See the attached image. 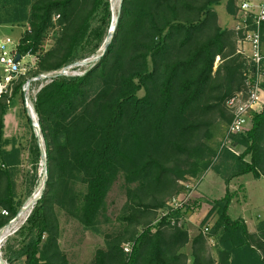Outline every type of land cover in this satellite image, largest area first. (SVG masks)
Returning a JSON list of instances; mask_svg holds the SVG:
<instances>
[{
    "label": "trees",
    "instance_id": "trees-1",
    "mask_svg": "<svg viewBox=\"0 0 264 264\" xmlns=\"http://www.w3.org/2000/svg\"><path fill=\"white\" fill-rule=\"evenodd\" d=\"M223 2L237 16L238 0H122L103 56L88 68H73L83 74L56 75L36 93L47 180L18 230L23 243L9 254V264L19 259L71 264L60 246L55 206H71L84 225L94 226L121 175L127 186L121 216L126 226L109 236L91 264H187L182 250L190 237L179 222L190 207L165 210L166 202L181 193L180 181L197 178L221 153L237 161L227 185L248 173L264 177V106L252 114L245 132L233 135L241 153L210 143L217 125L226 126V135L233 118L227 101L244 87L246 73L255 71L248 57L238 53L234 28L219 23L215 6ZM113 18L110 0H0V26L25 28L18 53L39 57L36 68L16 78L11 94L0 97V230L25 203L17 184L18 138L5 133L10 106L25 97L28 79L97 53ZM54 29V42L46 47ZM260 32L264 55V23ZM28 122H33L29 116ZM32 130L30 152L37 167L43 148ZM37 182L36 172L30 193ZM76 182L85 188L81 198ZM234 197L227 187L202 222L216 216L206 234L215 238L219 262L199 257L197 244L206 237L201 227L203 233L193 240L194 264H264V255L251 246L255 242L264 251V242L254 239L243 218L229 214ZM158 210L166 213L157 218ZM258 231L264 239V220Z\"/></svg>",
    "mask_w": 264,
    "mask_h": 264
},
{
    "label": "rangeland",
    "instance_id": "rangeland-1",
    "mask_svg": "<svg viewBox=\"0 0 264 264\" xmlns=\"http://www.w3.org/2000/svg\"><path fill=\"white\" fill-rule=\"evenodd\" d=\"M110 2L112 4L114 18L109 27V30H113V32H115L118 23L117 14L120 10L121 0H110ZM215 9L220 15H222V13L224 12L222 3L221 5H216ZM24 30L25 28L20 25H2L0 26V40H5L7 37H10L11 39H13V41L17 42ZM56 31L57 29H54L48 35L45 44L46 47H50L53 44V35ZM101 53L102 48H100L97 53L84 58L88 59V63L84 66H81L80 68H88L90 62L94 61V57ZM28 60V58H25L24 62H27ZM81 70L82 69H80L79 71ZM1 75L2 69L0 67V76ZM40 84V81H36L32 84V86H30L29 96L32 103H34L36 91ZM28 116L29 111L25 103V97H19L16 98L15 102L10 106L6 115L5 122V133L10 137L13 136L18 138L20 146L21 162L20 170L17 176V184L19 192L22 194V196H24V205L38 190L40 191H38L37 198H40L42 196L45 189L44 179L47 176V160L44 164L42 159L40 158L36 167L33 162L34 159H32L30 147L32 145V129H34V127L32 128V126L34 121L31 119L33 122L29 124ZM36 120L38 121L37 115ZM225 127L226 126L224 124H219L215 128L214 136L210 141L214 149H218L222 144L225 136ZM41 137L42 148L45 151L44 138L43 136ZM236 150H238L237 152L241 153L242 147H237ZM221 154L219 156H212L211 167L208 170L201 171L197 178L188 176L185 177L183 181H180L181 193L179 195L184 196L181 197L184 198L185 203H183V206L179 208H184V211L187 207H190V209H187V211L184 212V215L182 216L179 224H185V222H187L186 218L189 216V214L198 213L200 214V216H202V220L199 222L200 224L198 227L203 228L204 223L202 222L211 210L212 202L223 197L226 193L227 187L230 188L229 185H227V179L237 169V161L231 156H226L227 154L225 156L224 154ZM248 158L249 157H247V159ZM36 172L38 182L36 187L33 188L32 192L30 193V189L32 187V182L36 175ZM243 176V179H245L248 183L247 190L242 188V186L239 185V182L236 183V187H232V190H234L233 193L234 195L236 193V196L233 198L235 200L233 201L231 216H239L242 210V204L246 201L247 195L245 193L247 192L249 197L251 198L252 203V207L249 209L248 213H250L251 216L256 220H261L260 222H262L264 220V177L255 178L251 173L244 174ZM234 179L235 178L231 179L230 182ZM245 180H243L244 183ZM205 182H207L208 184L204 188L203 184ZM73 186L79 198H81L83 192L85 191L84 186H82L79 182H76ZM132 186L135 187V184H133ZM126 187L127 186L125 184L123 176H119V178L113 183L111 189L108 192L104 208L102 209L101 214L98 217L97 223L91 227L84 225L77 218L75 213H71L70 210H72L73 212L71 206H68L67 209L61 208L58 205L55 206L53 215L58 221L60 246L63 252L67 254L71 264H91L96 256L97 250L107 247V239L109 238V236L112 237L124 231L126 223H123L121 221V216L124 214V210L126 207ZM196 192L200 194L197 198L195 197ZM170 201L171 199L166 202L167 207L165 210H168L169 208L176 209V207L169 204ZM165 210H158L157 218L165 214ZM245 212L246 211H244V213ZM210 218L211 219L209 220V222L211 223L215 221L216 216L213 214ZM24 223L25 222L19 225V227L8 237L1 248V255L3 256L7 264H9L7 260L9 254L18 249L23 243V236L19 234L18 230ZM9 248H11V250ZM12 264L25 263L24 259H19Z\"/></svg>",
    "mask_w": 264,
    "mask_h": 264
},
{
    "label": "built area",
    "instance_id": "built-area-1",
    "mask_svg": "<svg viewBox=\"0 0 264 264\" xmlns=\"http://www.w3.org/2000/svg\"><path fill=\"white\" fill-rule=\"evenodd\" d=\"M264 23V0H244L239 4V11L236 16V25L234 30L237 33V50L238 53L248 57V62L255 65V71H248L246 73L244 87L231 96L227 101V106L233 114L232 121L228 127L226 135L224 136L222 145L235 151L238 150L233 143V135L240 134L246 131L250 118L254 112H260L263 109L264 103V88L262 83L264 81V71L262 70V61L264 55L261 48V32L260 27ZM17 42L10 37L5 40H0V67L2 75L0 76V97L4 94H11L14 81L19 75L27 74L31 69L36 68L39 61L37 54L27 53L21 55L19 61L16 60L18 51ZM28 58L27 62L24 59ZM75 66L71 65L65 67L57 72H47L34 76L24 85L25 103L33 113L34 121L36 120V113L34 104L32 103L29 93L30 86L33 82L40 81L41 84L37 88L36 93L46 84L51 81L58 73L62 75H81L84 71L80 69H73ZM33 104V105H32ZM178 195L171 199L170 205L179 208L183 206L184 196ZM6 213V212H5ZM210 223L203 226V232L207 233L210 230ZM126 251H130L129 245H126Z\"/></svg>",
    "mask_w": 264,
    "mask_h": 264
},
{
    "label": "crops",
    "instance_id": "crops-1",
    "mask_svg": "<svg viewBox=\"0 0 264 264\" xmlns=\"http://www.w3.org/2000/svg\"><path fill=\"white\" fill-rule=\"evenodd\" d=\"M242 1L243 0H238L237 7L239 6V4ZM256 1H259V0H256ZM222 5H223V9H224V12L222 13V15H220L218 13V11L216 10L218 13V17H219V23L221 24V26H223L225 28H234V26L236 25V15L230 14L228 12L225 2L222 3ZM263 103H264V99H263ZM243 177H244L243 175L238 176L230 182L229 187L231 188L230 190L232 192H234V190H232V187H236L237 182H239V185L242 186V188L247 190L248 183L245 179H243ZM243 180H245V183ZM207 184H208L207 182H205L203 184L204 188L207 186ZM245 194L247 195V197H246V201L242 204L241 213L239 214V216H236L233 218L234 219L239 218V217L243 218L245 220L247 226H248L250 233H252L254 235V239L256 241H258L259 243L264 242V239L260 236L259 231H258V224L261 220H256L255 218H253L251 216L250 213H248L249 209L252 207V203H251V198L249 197L248 193L246 192ZM199 195L200 194L198 192H196L195 197L197 198ZM235 196H236V193H235ZM234 200L235 199L232 200V203L230 205V209H229L230 215H231V211L233 209V201ZM244 211H246V212L244 213ZM186 220H187V222H185V227L188 230L190 241L183 248L182 253L185 254L187 264H194V260H195L196 255L194 254L193 240L195 239V237H197L202 232L201 227H198L200 224L199 222L202 220V216H200V214H198V213H191L186 218ZM210 225L212 227L213 222H211ZM204 234H205L204 236H206L205 242L197 244L198 255L201 258V260L204 261L205 263L208 261V259L210 261L215 260V262L218 263L220 260L219 259V253H218L219 249L217 250V247L215 244V238L213 236L207 237V234L206 233H204ZM251 246L258 250L259 255H261V256L264 255V251H262L261 247L257 248L258 245L255 242H251ZM230 260H232V258Z\"/></svg>",
    "mask_w": 264,
    "mask_h": 264
},
{
    "label": "water",
    "instance_id": "water-1",
    "mask_svg": "<svg viewBox=\"0 0 264 264\" xmlns=\"http://www.w3.org/2000/svg\"><path fill=\"white\" fill-rule=\"evenodd\" d=\"M121 5H122V0H121V3H120V8H121ZM113 30H109V33L105 39V42H104V46L102 47V53L95 56L94 57V61H98L102 56L103 54L107 51L109 45H110V42H111V39L113 37ZM21 57V54H17V57H16V60L19 61ZM88 63V59H84V60H81L79 62H77L76 64H79V65H86ZM57 75H62V73H58ZM29 83H31V79L29 80ZM28 111H29V117L34 121V117H33V113L31 112V110L27 107ZM33 127H34V130L36 132V136L38 138V142L40 144V146H42V143H41V139H42V135H41V128H40V125H39V122H33ZM41 159L43 161V163L45 164L46 163V160H47V154H46V151H44L42 149L41 151ZM47 180V176L45 177L44 181L46 182ZM39 198L36 199L35 203L37 202ZM34 203V204H35ZM24 209V206L21 207V209L18 211L17 215L15 218H13L7 225H5L1 230H0V234L1 232L3 231V229H5L6 227H10L13 223V221L20 215V213L23 211Z\"/></svg>",
    "mask_w": 264,
    "mask_h": 264
},
{
    "label": "bare ground",
    "instance_id": "bare-ground-1",
    "mask_svg": "<svg viewBox=\"0 0 264 264\" xmlns=\"http://www.w3.org/2000/svg\"><path fill=\"white\" fill-rule=\"evenodd\" d=\"M40 191V190H38ZM38 191L33 194V196L27 201V203L24 205L23 211L20 213V215L13 221L12 225L10 227H6L3 229V231L0 234V264H7V262L4 260L3 256L1 255V248L3 244L6 242L8 237L21 225L23 222L26 221L28 218L32 207L38 197Z\"/></svg>",
    "mask_w": 264,
    "mask_h": 264
}]
</instances>
